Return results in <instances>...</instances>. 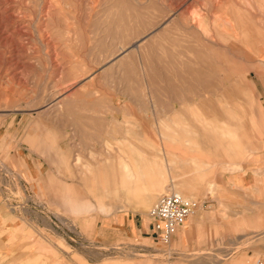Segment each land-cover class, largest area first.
Listing matches in <instances>:
<instances>
[{"label": "rangeland", "instance_id": "374dc122", "mask_svg": "<svg viewBox=\"0 0 264 264\" xmlns=\"http://www.w3.org/2000/svg\"><path fill=\"white\" fill-rule=\"evenodd\" d=\"M225 108L237 151L189 114L222 133ZM135 153L148 169L121 187ZM247 168L264 173V0H0V264H264V183L227 186ZM182 178L196 207L163 244L148 211Z\"/></svg>", "mask_w": 264, "mask_h": 264}, {"label": "crops", "instance_id": "0c3cea01", "mask_svg": "<svg viewBox=\"0 0 264 264\" xmlns=\"http://www.w3.org/2000/svg\"><path fill=\"white\" fill-rule=\"evenodd\" d=\"M230 33L227 32V35H229ZM242 35V39L246 36L245 32H242L239 37H241ZM212 108V106L210 107ZM225 112L227 118H231L233 119V121H229L226 122L225 124V131L222 133H217L214 129H212V131L209 132H204L203 131V127L202 130H200V126H197L198 124H203V113L201 112V110L199 112L195 111H189V114L192 117V122L194 120V122L196 123V127L199 129L200 132H202L203 135L202 138L200 139L201 141H205L207 142V145H211L214 149L220 148L223 152H230V151H237L240 149V147L243 145V142L246 139V133L245 131L242 129V126L240 127L239 124V120H238V115L235 111H233L232 109L229 108H225L222 109L221 112ZM210 113V112H209ZM211 113H215L214 110L211 111ZM207 114V113H206ZM235 120V121H234ZM178 123L177 120H175L173 122V124ZM179 123L181 125H183V133H186L187 135H191L188 136L187 139L185 140V143L188 145V147L190 146L193 151H196V146H197V132L196 131H188L187 129V125L186 123H184L182 120H179ZM223 123V122H222ZM205 134V135H204ZM191 137V140H189V138ZM134 155H136V159L133 160V164L135 166V168L133 166H130V161H126V160H119L120 164V173L118 175V179L120 180V185L121 187H126V186H131L132 184L136 183L139 179L143 178L145 176V172L148 169V167H146L147 165V161L140 156V154L138 155L137 153H135ZM197 154H193L190 158L189 161L190 162H196L195 156ZM151 170V169H150ZM156 171V169H154ZM196 170V168H195ZM112 178L115 177V174H111ZM160 177V176H159ZM227 178H232V181H228L231 183H227V186H232V187H259L262 188V184L264 183V173L262 175H256L255 173L252 174V170L250 168L247 169H243L242 171L238 172V173H233L232 175H229ZM161 179V178H160ZM192 178H182L180 180V182L178 181L177 183H174L172 185V189L176 188L179 189V194L181 193L182 195L188 194L189 195V191H188V184L187 181L190 180ZM222 180H224V178H222ZM226 180V179H225ZM159 185L160 182L156 183L154 186V191L159 189ZM128 191V190H127ZM124 193H126L125 191H122ZM171 192H173V190H171ZM114 193V192H113ZM180 194V195H181ZM154 199V194L150 193V194H146V198L143 200L142 202H137L136 205H131L133 207H139V208H145L147 207L150 202H152V200ZM246 219V218H244ZM249 219H251V217H249ZM190 220V218H187L185 223L188 225V221ZM184 223V225H185ZM183 225V226H184ZM249 225H250V220H249ZM203 248V247H202ZM201 246L199 247V249H202Z\"/></svg>", "mask_w": 264, "mask_h": 264}, {"label": "built area", "instance_id": "2783aa9c", "mask_svg": "<svg viewBox=\"0 0 264 264\" xmlns=\"http://www.w3.org/2000/svg\"><path fill=\"white\" fill-rule=\"evenodd\" d=\"M195 207L194 202L171 191L160 195L148 211L154 237L163 244L167 243L173 232L184 225Z\"/></svg>", "mask_w": 264, "mask_h": 264}, {"label": "bare ground", "instance_id": "6f19581e", "mask_svg": "<svg viewBox=\"0 0 264 264\" xmlns=\"http://www.w3.org/2000/svg\"><path fill=\"white\" fill-rule=\"evenodd\" d=\"M173 193H176V192H173ZM176 194H178L179 196H181V198H184L182 195H180L181 193H180V194H179V193H176ZM184 199L189 200V201L191 200V199H187V198H184ZM191 214H193V211H192ZM189 217H190V216H189ZM189 217H188V218H189Z\"/></svg>", "mask_w": 264, "mask_h": 264}]
</instances>
